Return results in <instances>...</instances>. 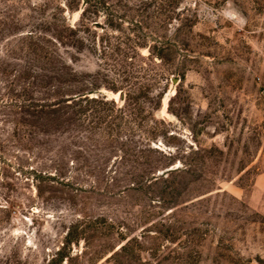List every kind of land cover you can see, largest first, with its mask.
Here are the masks:
<instances>
[{
  "label": "rangeland",
  "instance_id": "obj_1",
  "mask_svg": "<svg viewBox=\"0 0 264 264\" xmlns=\"http://www.w3.org/2000/svg\"><path fill=\"white\" fill-rule=\"evenodd\" d=\"M0 264H264V0H0Z\"/></svg>",
  "mask_w": 264,
  "mask_h": 264
}]
</instances>
